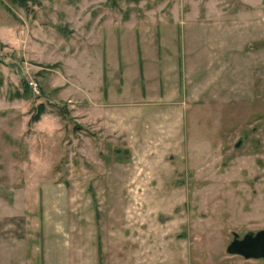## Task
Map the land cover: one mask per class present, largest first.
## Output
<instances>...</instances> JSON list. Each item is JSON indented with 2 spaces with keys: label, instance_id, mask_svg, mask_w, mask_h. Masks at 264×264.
Returning a JSON list of instances; mask_svg holds the SVG:
<instances>
[{
  "label": "rangeland",
  "instance_id": "1",
  "mask_svg": "<svg viewBox=\"0 0 264 264\" xmlns=\"http://www.w3.org/2000/svg\"><path fill=\"white\" fill-rule=\"evenodd\" d=\"M261 229L264 0H0V264H264L227 250Z\"/></svg>",
  "mask_w": 264,
  "mask_h": 264
},
{
  "label": "water",
  "instance_id": "2",
  "mask_svg": "<svg viewBox=\"0 0 264 264\" xmlns=\"http://www.w3.org/2000/svg\"><path fill=\"white\" fill-rule=\"evenodd\" d=\"M229 253L240 254L246 258L264 257V230L257 234H247L243 239L239 238L237 233L227 248Z\"/></svg>",
  "mask_w": 264,
  "mask_h": 264
},
{
  "label": "trees",
  "instance_id": "3",
  "mask_svg": "<svg viewBox=\"0 0 264 264\" xmlns=\"http://www.w3.org/2000/svg\"><path fill=\"white\" fill-rule=\"evenodd\" d=\"M11 2H13V3H18V4L21 5V6H22V5L25 6V2H26V0H11ZM29 91H31V89L28 87L27 82H25V88L23 89V93H21V94L17 93L15 96L21 98V97H23L24 95L29 94ZM44 112H45V105H44L42 102H40V103L36 106V110H35V112L32 113V115H31V117H30V122H34V121L39 120L40 115H41L42 113H44Z\"/></svg>",
  "mask_w": 264,
  "mask_h": 264
},
{
  "label": "built area",
  "instance_id": "4",
  "mask_svg": "<svg viewBox=\"0 0 264 264\" xmlns=\"http://www.w3.org/2000/svg\"><path fill=\"white\" fill-rule=\"evenodd\" d=\"M29 88L31 89V91L35 92V93H39L38 89V84L36 81L30 80L28 82Z\"/></svg>",
  "mask_w": 264,
  "mask_h": 264
},
{
  "label": "flooded vegetation",
  "instance_id": "5",
  "mask_svg": "<svg viewBox=\"0 0 264 264\" xmlns=\"http://www.w3.org/2000/svg\"><path fill=\"white\" fill-rule=\"evenodd\" d=\"M262 230H264V229L258 230V231H256V232L249 231V232L245 233L242 237H240V235H239L237 232H233V236H234L235 233H237V234L239 235V238H240V239H243V238L245 237V235H247V234L255 235V234H257L259 231H262ZM233 239H234V238H233ZM239 255H240V254H239ZM241 256H243V255H241ZM243 257H245V256H243ZM245 258H246V257H245ZM251 258H255V257H251ZM258 258H264V257H258Z\"/></svg>",
  "mask_w": 264,
  "mask_h": 264
}]
</instances>
